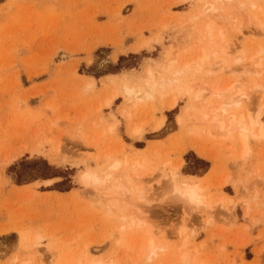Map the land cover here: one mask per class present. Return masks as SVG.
I'll return each instance as SVG.
<instances>
[{
  "label": "rangeland",
  "instance_id": "obj_1",
  "mask_svg": "<svg viewBox=\"0 0 264 264\" xmlns=\"http://www.w3.org/2000/svg\"><path fill=\"white\" fill-rule=\"evenodd\" d=\"M149 70L158 85L126 96ZM241 113L264 125V0H0V264L252 263L264 135L226 133ZM44 162L50 177L17 182Z\"/></svg>",
  "mask_w": 264,
  "mask_h": 264
},
{
  "label": "bare ground",
  "instance_id": "obj_2",
  "mask_svg": "<svg viewBox=\"0 0 264 264\" xmlns=\"http://www.w3.org/2000/svg\"><path fill=\"white\" fill-rule=\"evenodd\" d=\"M230 2H238V0H228ZM209 12L211 13H216V7H211V9H209ZM159 38V37H158ZM146 42V41H145ZM145 44V43H144ZM147 45V43H146ZM141 46V45H140ZM138 47V46H137ZM259 66V64H257ZM187 66V65H186ZM177 72V71H175ZM178 74V73H176ZM178 77V76H177ZM177 77H171L172 79H170V77H168L169 79L165 80L166 81H162V82H166L168 84V82H171L172 80H174ZM163 80V78H161ZM162 82H160L159 85H162ZM145 85V87L143 88L140 84L134 86V88H130L127 86L123 87V92L126 96L128 97H135L137 98L139 95L137 94V92L141 95H148L149 91H152L157 85L158 83L156 82L154 75L152 74V70H149L146 76V80L143 83ZM233 86L232 84H230L227 89H231ZM146 89V90H145ZM116 97V93L111 94L110 97L106 98L104 101V104L106 106H110L113 99ZM235 103V101L230 100L229 103ZM176 103V98L173 97L169 104L168 107H173ZM226 109L223 106H219L218 109L213 110V115H212V121L216 124V126H218L221 129H224V125H225V121L223 120V115L225 114ZM161 123H159L157 126H159ZM248 124V125H247ZM258 125L259 128V136L264 135V125L261 124V122L258 119V114H256L255 116L251 115L250 113H246V114H239V115H235V114H231L230 117L228 118L227 121V128H226V133H229L231 130H238V136H239V140L243 146L244 149H247V142H248V137H247V132L249 133L252 128ZM141 133L139 128H134L131 133L133 135ZM140 135V134H139ZM257 136V135H256ZM117 167V164H112L109 165V168H115ZM112 174V173H111ZM78 176H80V180L87 184L90 181L92 182H97L98 181V176H96L95 172L93 171H83L81 172V174H79ZM78 178V179H79ZM167 182L165 184H167L169 190L172 191L173 196H175L176 198L182 200L187 206L190 205L193 207H198L200 208V204H202V197L200 194V188L197 184L196 181H191L190 179H187L185 177H180L178 174L174 173H170L167 174ZM50 180H44V182H49ZM116 188L120 189V186H116ZM125 189H123L124 191ZM159 248H162V246H159L157 244L154 243V241L152 239L147 240L146 244H145V253H146V257H150L152 254H156L157 250ZM91 264H99L98 262H93Z\"/></svg>",
  "mask_w": 264,
  "mask_h": 264
},
{
  "label": "crops",
  "instance_id": "obj_3",
  "mask_svg": "<svg viewBox=\"0 0 264 264\" xmlns=\"http://www.w3.org/2000/svg\"><path fill=\"white\" fill-rule=\"evenodd\" d=\"M257 245H259L260 244V242H257L256 243ZM248 246V245H247ZM247 246H245L244 247V250H243V258H244V260L245 261H248V262H252V263H250V264H264V250H262L261 251V253L259 254V255H257L255 252H254V250H253V247H254V243H249V246H248V248H249V251L252 253V256H251V258H246L245 257V251H246V247ZM258 257V258H257Z\"/></svg>",
  "mask_w": 264,
  "mask_h": 264
},
{
  "label": "trees",
  "instance_id": "obj_4",
  "mask_svg": "<svg viewBox=\"0 0 264 264\" xmlns=\"http://www.w3.org/2000/svg\"><path fill=\"white\" fill-rule=\"evenodd\" d=\"M121 60V57L119 58V61ZM200 162H202V163H204L206 166L208 165V163L207 162H204V161H201L200 160ZM21 163H23V164H26L24 161H21ZM48 168H50L45 162H44V171H41V172H39V173H32V172H30L29 174H28V177H26V178H22L21 176H20V174H17V182H21V181H23V180H33V179H36V178H38V177H42V178H47V177H50V176H48L47 175V173H46V171L45 170H48Z\"/></svg>",
  "mask_w": 264,
  "mask_h": 264
}]
</instances>
